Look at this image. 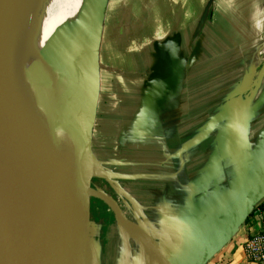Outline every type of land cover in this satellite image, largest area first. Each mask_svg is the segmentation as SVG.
<instances>
[{"label": "crops", "instance_id": "crops-1", "mask_svg": "<svg viewBox=\"0 0 264 264\" xmlns=\"http://www.w3.org/2000/svg\"><path fill=\"white\" fill-rule=\"evenodd\" d=\"M99 1H90L82 22L76 23L81 27L67 24L58 29L43 59L39 57L42 62H37L61 97L59 72L67 74L66 89L82 96L76 80L86 74L84 62L95 20L104 19V7L112 0H101V9L96 4ZM118 1L121 11L131 17L132 29L138 31L140 26L146 31L143 40H136V54L143 64L153 69L160 58L169 65L172 56L181 68L176 84L131 103L135 114H148L152 119L151 125L142 127L153 151L151 157L141 159L139 177L150 176L146 178L149 189L140 194L154 199L139 200L133 209L139 214L142 209L153 211L155 220L149 227L153 248L132 255L114 246L119 234H105L104 259L110 252L115 258L110 263L105 259L104 264H123V258L129 262L130 257L133 264H252L245 259L242 244L255 227L249 228L244 221L219 247L202 248L215 241L217 226L228 227L236 210L247 206L249 213L264 200V75L250 96L261 68H253L250 55L237 58L236 54L258 48L252 38L259 28L258 19H253L264 0ZM91 16L94 24L89 30L84 20ZM77 34L82 35L80 42ZM123 35L115 44H130ZM128 56L108 64L122 72L134 66L139 72L134 55ZM206 66L212 70L200 71ZM155 75L158 81L168 77L166 73ZM122 109L124 113L131 110L129 104ZM141 220L140 216L131 222L118 220L116 227L134 229V236L140 238Z\"/></svg>", "mask_w": 264, "mask_h": 264}, {"label": "water", "instance_id": "water-1", "mask_svg": "<svg viewBox=\"0 0 264 264\" xmlns=\"http://www.w3.org/2000/svg\"><path fill=\"white\" fill-rule=\"evenodd\" d=\"M9 3L10 0H0V192L17 215L16 221L19 225L17 264H55L52 259V248L56 236V188L65 171H69V176L83 185L80 190L76 249L67 264H87L86 244L90 226L89 187L93 174L90 144L86 151V171L84 175H79L72 169L68 139L62 129L48 117L45 119L43 134L36 128L32 109L19 82L6 44L3 23L10 22ZM95 35L96 32L93 31L89 61L91 76L90 72L82 73L76 80L78 88H82V96L73 90L69 91L70 95L67 98L69 100L79 98L77 103L83 107L92 98L87 85L94 79L97 80L99 40L98 36L94 37ZM39 69L34 76L52 98L53 107L61 117L59 104L63 103L64 95L61 91L62 97L59 95L57 89L50 85V79L46 80ZM263 75L264 66L253 84L254 89L250 96L254 94ZM83 83L85 88L82 86ZM66 125L68 132L72 134L73 127L67 123ZM90 133L91 127H88V134ZM248 209L249 207L244 206L233 213L227 227V235L238 229L247 216ZM112 210L123 219L117 208L112 207Z\"/></svg>", "mask_w": 264, "mask_h": 264}, {"label": "rangeland", "instance_id": "rangeland-1", "mask_svg": "<svg viewBox=\"0 0 264 264\" xmlns=\"http://www.w3.org/2000/svg\"><path fill=\"white\" fill-rule=\"evenodd\" d=\"M72 1H78V5H77L78 8L76 7V9L73 10L72 13L68 14L64 22H62L61 24H57L53 29H51V32L49 33V35L48 36L45 35L46 39H43V38H42L43 40L41 39V41L38 44L37 51L34 55L37 62L39 60V57L40 58L42 57L43 59V56H44L43 54H45V51L47 50L49 43L55 39V34L57 33L58 29H60L61 27L67 24H71L72 26L81 27V25H78V24L82 22L84 18L83 13L86 11V8H88V6L90 5L91 0H72ZM100 3L102 4L101 0L97 2L96 4L99 6ZM260 6H263L262 8L259 9L260 13L257 11L258 15H254L256 18L253 19V22H255L258 19L257 25L259 26V28H258V31L256 30L254 31L255 33H252L254 44L255 46L259 45L258 48L254 47V48H250L249 50H246V51L243 50L241 52L236 53L237 58L239 56L242 57L244 55H250L252 57V63H253L254 69L255 68L262 69V67L264 66V1L260 3ZM98 8L101 9L100 6ZM99 19L95 20L93 31L94 33L96 32V35L94 37L98 36L99 46L103 48L98 52V62H100V67H97V71H98L97 80L95 81V79L93 78L94 81L90 82L87 85L89 86L92 98L89 100V103L84 107L81 104L77 103L79 102V98L77 100L68 99V101L65 98H62L63 103L59 104V109H60L59 111H60L61 117L66 121V123L69 126L71 125L73 127L72 129L73 137L76 139L77 142H79L81 149H83L81 151H82V161L85 167V171H86V161H87L86 151H87L88 144H90L89 149H90V153L92 157L93 174H92V181H90V187H89V201L90 200L95 201L92 204H93V208L97 210V213H95V215L94 214L92 215V219L90 221V226H89L88 241L86 244L87 264H104L105 259L107 262L110 263L111 260L114 261L113 257L115 258L114 256L115 254L113 255L110 252L108 254V257L105 256V259H104V247L101 243V238H100L101 237L100 236V226H102L101 213L104 212V208L108 209V211L110 212V220L112 221L114 220L115 222V224L108 227L107 233H106L107 236L108 234H119L120 236L114 242L115 243L114 246L119 251H123V252L131 251L132 255L134 252H140L146 249L149 250L153 248L152 240L154 238L153 237L154 235H153L151 228L149 227L153 223L152 221L155 220L154 215H152L153 211H149L148 209L147 210L142 209L141 210L142 213L139 214V211H136L135 209H133L134 208L133 205L128 206L127 205L128 203L126 202L127 200L134 201L133 196H135V201H138V198H139V200H142L144 202H150L152 201V199H154L153 196H150L148 194L138 195L136 191H135V195L131 192H127L128 193L127 194L124 192H120L119 188L117 192L116 186L114 183H112V185L115 186V188L113 187L114 191H113V194L111 195V199L104 195V186H103L104 180L107 181V176H108L107 174H109L110 173L109 170L112 169L110 165L109 166L111 169L108 168L106 165H104V161H105L104 155H108L109 158L112 159L110 162L115 164L117 152L115 151V148L113 146L114 140L110 138L112 136H110L109 140H107L108 138L107 135H104L103 137L97 134H92V132L88 134V127H91V128L93 127L94 132L95 131L97 132V129H96L97 127L93 124L94 119H95L94 111L96 109L97 94L99 93V100L104 102V109L106 108V106L109 107L110 105H112V103L114 102L113 98L115 97L116 94H119L118 87L113 90L114 85H115V81H114L115 76L113 77L112 72L109 71L108 69L109 66H111V64H108V63H110L111 60L113 62L117 60L119 61L121 59H128L129 57L128 55H131V56L134 55L136 59V64H137L136 66L140 71H143V69L145 68V66L147 67V65L143 64V60L140 58V55L136 54L137 49H138L136 45V40H138V38L143 40V36L145 37L144 33H146V31L142 30L140 26L136 27L138 31L132 29V25H133L132 19L126 13L121 11L118 0H112L106 8L104 7V19L102 17L100 21ZM84 23H85L86 29L88 28L90 30L91 26L94 24V20L93 18L91 20L90 18L88 20L85 19ZM140 32H143V34H141ZM122 33L124 34L121 37L122 39H124L126 35L127 37H129L130 39L129 45L115 44L116 38H119L118 36H120V34ZM77 39H78V42H80L83 39L82 35L77 34ZM108 42L109 44H107L106 46V43ZM131 42H134V43H131ZM90 53H91V49H88V53H87V56L84 62L85 70L88 74L90 72V67H89ZM80 56L76 58V62L78 64L81 63ZM39 61L40 63L42 62L41 60ZM178 61L181 62L180 57ZM49 65H50V62L48 66ZM112 66L114 67L113 64ZM49 67L52 68L51 65ZM179 67L181 68V66ZM44 69L46 70L45 67ZM52 69H53V74H55V71H54L55 68L53 67ZM210 69L212 70V67L206 66L202 68L200 71L202 70L206 71ZM35 73H38L37 68L35 70ZM173 74H176V72H173ZM89 76H91V72ZM172 76L175 77L176 75H172ZM57 78L59 80L60 88H61L63 95L64 96L70 95L69 90L66 89L65 87L66 85H69L67 74L65 72L63 73L59 72V74L57 75ZM61 82L63 85L61 84ZM82 86L83 88H85L84 83L82 84ZM123 86H124V83H122V87ZM117 98L119 100V104H121V106L123 107L128 105L129 103L128 101L133 99V98L130 99V97L129 98L124 97L125 99H127L125 100L126 102H124V100H122L124 99L122 95L118 96ZM118 100H117V103H118ZM130 104L131 102L129 103V107L131 109L134 108L133 104L131 105ZM126 112H127L126 113L127 125H126L125 130H123V136L126 138V143H128V141H130L133 137L136 140L135 135H137L138 132H142L144 136H148L142 127L145 126L144 128H146L148 125L152 124V119L150 115L139 114V113L135 114L136 111L134 110L130 112L129 111H126ZM109 133L113 134L115 133V131H111ZM96 143L100 145L104 144V149L102 150L100 149L101 152L99 154H96L95 152ZM130 156L131 158H129V156L127 155V161L132 160L135 156H139V153L137 150H135V153ZM111 172L115 173L113 170ZM125 177H128V175H125ZM148 177L150 176H145V179L140 180V184H138L143 189L142 190L143 193H146L144 191L149 189L150 180L146 179ZM126 180L132 181L130 185H133L134 181L132 179L126 178ZM112 207H116L118 209L121 208L122 210H126L129 213V215H131L132 213H137V215L135 214L134 216L136 218H138L139 216L141 217L142 219L141 224L144 230L141 229L142 236L140 238L134 236L133 234L134 229L122 230L116 227L118 223L117 219H120V218L118 216L116 217L113 214ZM142 208H145V207L142 206ZM122 210L120 212H122ZM132 220L134 221L133 218ZM202 225L203 223H201V226ZM103 235H104V229H103ZM214 237H215V241L212 243H208L202 249L208 247V249L211 250L212 248L219 247L223 242H225L228 238L227 228H224L222 226H217L214 231ZM123 264H133V258L130 257L129 262L127 259L123 258Z\"/></svg>", "mask_w": 264, "mask_h": 264}, {"label": "bare ground", "instance_id": "bare-ground-1", "mask_svg": "<svg viewBox=\"0 0 264 264\" xmlns=\"http://www.w3.org/2000/svg\"><path fill=\"white\" fill-rule=\"evenodd\" d=\"M77 5L78 1L72 0H10V22L3 23V27L10 57L32 109L36 128L43 134L47 117L56 123L68 139L73 171L84 175L83 149L68 132L65 121L53 107L52 98L34 76L38 69L34 55L39 42L42 38L46 39L57 24L64 22ZM68 96H64L67 101ZM82 187V183L69 176V171L63 172L56 188V236L52 248L55 264H67L74 255L79 232L78 210ZM16 220L17 215L0 192V264L18 263L19 225Z\"/></svg>", "mask_w": 264, "mask_h": 264}, {"label": "trees", "instance_id": "trees-1", "mask_svg": "<svg viewBox=\"0 0 264 264\" xmlns=\"http://www.w3.org/2000/svg\"><path fill=\"white\" fill-rule=\"evenodd\" d=\"M99 51H100V47H99ZM152 55H154V51L151 53L150 56ZM172 58L173 57L170 56L169 65H165L163 63V59L159 58V64L156 67H154L153 69L146 67L143 69V71H139V72H136V69L134 66H130V68L128 69L129 72L118 71L115 66L114 67L109 66L108 68L109 71L112 72L113 77L115 76L114 78L115 85H114L113 90L118 87L119 94H116L115 97L113 98L114 102L112 103V105H110L109 107L106 106L105 109H104V102L99 100V93L97 94L96 109L94 111L95 119L93 123L97 127L96 128L97 132L95 131L96 132L95 133L94 128L92 127L91 128L92 134H97L103 137L104 135H107L108 136L107 140H109V137L112 136L110 138L114 140L113 146L115 148V151L117 149L121 150L123 155H128L129 158H131L130 155H133L135 153V150H137L139 153V156H136L138 157L136 161L140 163L141 159H146L150 155L149 153L153 150L151 149V147H149L150 146L149 141L146 138H144L145 136L143 137L142 132H138V134L135 135L136 140L133 137L130 141H128V143H126V138L123 136V130H125L126 128L125 126L127 125V121H126L127 118H126V113H124L122 106L121 104H119V100L117 97L122 95L123 98L124 97H127V98L130 97V99L133 98L131 100L128 99L130 100L128 101L129 103L130 102L133 103L134 99L139 100V99H144V98L147 99V97H151L152 95H154L155 89L164 88V87L170 88L171 84H176V82H178V80H176L177 77L176 76L173 77L172 75H179L180 67L179 65H176V63L174 62ZM98 67H100V62H98ZM173 72H176V74H173ZM156 73L158 74L166 73L168 77L164 78V81H158L155 79ZM97 75H98V72H97ZM122 83H124L123 87H122ZM117 100H118V103H117ZM122 100L125 101L127 99L124 98ZM132 110L133 109H131L130 111ZM111 131H115V133L113 134L109 133ZM141 144H145V145H141ZM100 149L101 150L104 149V144L100 145L96 143V146H95L96 154H99L101 152ZM132 161L133 159L130 160L131 163ZM104 165H105V162H104ZM115 165L116 164L113 163V166ZM112 174H113L112 175L113 177H117V174L115 173H112ZM105 189H107L106 186L104 187V195L110 198V196L106 193ZM142 190L143 189L141 188L140 192ZM92 215L93 213H92L91 201H90L89 221H91ZM122 215L124 217V220H128L131 222V220L128 219L127 216H125L124 214ZM133 215H135V213H132L131 217H133ZM101 216H102V224L104 223V227H105L108 221L110 220V216L105 210H104V214H102ZM244 222L248 223L249 218L247 217Z\"/></svg>", "mask_w": 264, "mask_h": 264}, {"label": "flooded vegetation", "instance_id": "flooded-vegetation-1", "mask_svg": "<svg viewBox=\"0 0 264 264\" xmlns=\"http://www.w3.org/2000/svg\"><path fill=\"white\" fill-rule=\"evenodd\" d=\"M116 152H117V157L115 159L116 160L115 161V164H116L115 166H113V163L110 162L112 159H110L108 155H104L105 156V161H104L105 165L108 168H110V166L112 168V169L110 168L111 170H109V172H110L109 174L106 173L108 175L107 176L108 179H107V181L104 180L105 185L103 184L104 187L105 186L107 187V189H105L106 193L110 196V199H111V195L113 194L114 188L116 186V191L119 188L120 192H124V193L131 192V193H133L135 195V191H136V193H138V195H139L141 187L138 185V184H140V177H139V173H140L139 164L140 163L136 161V159H138V157L135 156L133 158L132 163H131L130 161H127V155H123L121 150L117 149ZM112 170L115 171V173L117 174V177H113L112 176V173H113V172H111ZM125 175H128V177H125ZM126 178L132 179L134 181L133 185H130V183L132 181L126 180ZM112 183H114L115 186H113ZM134 198H135V196H134ZM138 201H139V198H138ZM138 201L127 200L126 202L128 203L127 204L128 206H132L134 203H136ZM93 202H95V201H91V208H92V213L94 214V213H97V210L95 208H93V204H92ZM89 208H90V206H89ZM120 209L121 208H119L118 210L121 211L122 209L121 210ZM104 210L110 216V212L108 211V209L104 208ZM125 211L126 210H122V212H120V213L124 214L125 216H127L128 219L133 221L132 218L134 219V215L131 218V215H129V213L127 211L126 212ZM102 214H104V212L101 213V215ZM113 214L117 217V215L114 213V211H113ZM118 220H120V219H118ZM122 221L125 222V221H128V220H124V217H123ZM112 224H114V220L113 221L109 220L105 227H104V223L102 224V226H100V236H101L100 238H101V243H102L103 247H104V235L107 233L108 227L111 226ZM103 229H104V235H103Z\"/></svg>", "mask_w": 264, "mask_h": 264}, {"label": "built area", "instance_id": "built-area-1", "mask_svg": "<svg viewBox=\"0 0 264 264\" xmlns=\"http://www.w3.org/2000/svg\"><path fill=\"white\" fill-rule=\"evenodd\" d=\"M248 223H244L250 230L242 244L245 259L252 264H264V200L252 208L247 214ZM244 219V221H245Z\"/></svg>", "mask_w": 264, "mask_h": 264}]
</instances>
